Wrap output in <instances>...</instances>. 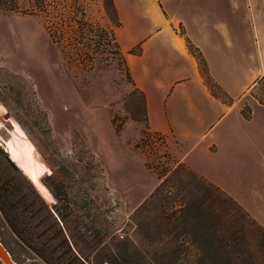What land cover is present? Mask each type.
I'll return each mask as SVG.
<instances>
[{"label":"rangeland","instance_id":"obj_1","mask_svg":"<svg viewBox=\"0 0 264 264\" xmlns=\"http://www.w3.org/2000/svg\"><path fill=\"white\" fill-rule=\"evenodd\" d=\"M119 1L125 11H138L137 0ZM107 2L0 0V189L4 188L0 190V241L16 264L65 262L73 254L86 257L90 248L82 233L90 234L86 227L94 224L101 226L107 241H112L115 230L152 249L142 232L135 233L132 218L139 200L157 186L136 221L155 218L152 238L172 241L180 258L198 238L178 219L183 204L188 207L192 199L196 201L195 195H201L202 207L217 209L220 226L240 215H234L219 191L205 188L206 182L177 162L172 139L168 144L172 158L167 163L171 171L162 169L156 175L149 169L151 150L142 142L149 130L145 106L142 94L130 82L126 61V53L139 50L120 48L115 35L118 17ZM139 23L141 29L149 26L146 19ZM176 30L182 33V26ZM199 69L214 94L226 101L202 61ZM252 90L264 103V75ZM250 111L247 103L242 105V114ZM13 130L31 147L33 164L27 173L7 147L15 137ZM140 142L147 155L139 149ZM5 155L18 170L12 169ZM31 175H39V187L29 179ZM54 185L60 197L67 194L69 203L64 200L58 205L68 204L73 210L71 220L60 221L54 214ZM235 191L244 208L264 216V206L254 203L245 184ZM161 216L181 222L171 233H155L164 220ZM66 224L80 235L79 244L70 241Z\"/></svg>","mask_w":264,"mask_h":264},{"label":"crops","instance_id":"obj_2","mask_svg":"<svg viewBox=\"0 0 264 264\" xmlns=\"http://www.w3.org/2000/svg\"><path fill=\"white\" fill-rule=\"evenodd\" d=\"M112 1L117 43L139 50L126 61L144 96L145 126L170 134L181 164L238 203L235 189L245 184L264 206V103L252 95L264 75V0H137L131 12ZM199 61L226 101L206 84ZM244 209L264 227L263 215Z\"/></svg>","mask_w":264,"mask_h":264},{"label":"trees","instance_id":"obj_3","mask_svg":"<svg viewBox=\"0 0 264 264\" xmlns=\"http://www.w3.org/2000/svg\"><path fill=\"white\" fill-rule=\"evenodd\" d=\"M107 5L113 11L115 10L112 0H108ZM189 49L196 54V50L191 47ZM206 83L211 88V84L209 82ZM142 98L144 102L143 94ZM243 115L248 117L250 113L247 112ZM5 159L12 169L18 170L16 164L10 160L8 155H5ZM187 171L198 176L190 169ZM38 176L31 175L29 179H32L37 184L36 179ZM198 177L208 184L205 188H214L225 197L223 200L226 202L228 208L235 210L236 213L234 215H238V213L240 215L230 220V223H227L226 226H220L218 223L220 219L218 218L219 214L217 209L211 207L212 205L202 207L201 195H195L197 197L196 201L192 199L188 207L186 204H183L179 211V216L181 217L178 219L182 220L184 226L188 225V227H191L192 233L198 236L195 242L192 243L191 250H188L184 257L180 258L178 256L177 245L171 243L172 241L168 242L160 238H152L151 232L154 229L152 228V224L155 223V218L147 217L140 224L136 221L138 213L146 209L149 199L159 190V186H157L136 207L132 218L135 224V233L137 231L142 232L145 240L148 241V246L149 244L154 245L152 249L145 248L144 243H140L135 236L129 237L121 233H116L115 230L111 233L113 235L112 241H107L102 233L101 226L94 224L86 227L90 229V234L82 233L86 237L90 248L86 257L80 258L77 254H73L70 261L64 262L57 260L56 263L50 261V264H264V227L220 187L200 176ZM2 185L3 183L0 184V187ZM203 185H197L196 187L199 189L200 187H204ZM0 190L4 191V188ZM204 190L207 191V189ZM52 191L57 197V201L52 207L55 216L60 221L71 220L73 210L67 207L68 204L61 203L60 205L62 206L60 207L58 205L59 202H63L64 200H67L69 203L67 194H62L64 198L60 197L59 187L56 185H54ZM45 194L46 196L48 195L47 192ZM49 213L52 214L53 212L49 211ZM226 214L229 215L230 213L226 212ZM162 218L164 220L161 224L158 223L156 225L155 233H171L181 222H177L178 219L173 221L171 216L170 218ZM244 218L247 220L246 223L242 221ZM248 223L252 225L251 229L246 226ZM65 228L70 241L79 244L81 241L80 235L76 233L70 224H66Z\"/></svg>","mask_w":264,"mask_h":264},{"label":"built area","instance_id":"obj_4","mask_svg":"<svg viewBox=\"0 0 264 264\" xmlns=\"http://www.w3.org/2000/svg\"><path fill=\"white\" fill-rule=\"evenodd\" d=\"M170 140L171 136L168 133L152 131L150 129L143 135L142 142L149 146L151 150V157L149 158L152 159V161H150V159L149 161L147 160L148 167L156 175L159 174L162 169L168 173L173 168L169 169V165L167 164L172 158L168 149ZM138 147L142 149L146 155L148 154L145 150L146 146H143L141 142L138 144ZM177 162L180 163V160L177 159Z\"/></svg>","mask_w":264,"mask_h":264},{"label":"bare ground","instance_id":"obj_5","mask_svg":"<svg viewBox=\"0 0 264 264\" xmlns=\"http://www.w3.org/2000/svg\"><path fill=\"white\" fill-rule=\"evenodd\" d=\"M13 134L15 137L9 139L7 142V147L10 152V156L13 158L14 161H17L21 170L24 173H27L29 169L32 167V160H31V147L27 140L21 137L15 130H13Z\"/></svg>","mask_w":264,"mask_h":264},{"label":"water","instance_id":"obj_6","mask_svg":"<svg viewBox=\"0 0 264 264\" xmlns=\"http://www.w3.org/2000/svg\"><path fill=\"white\" fill-rule=\"evenodd\" d=\"M0 264H16V262L12 259L10 253L4 247L1 241H0Z\"/></svg>","mask_w":264,"mask_h":264}]
</instances>
